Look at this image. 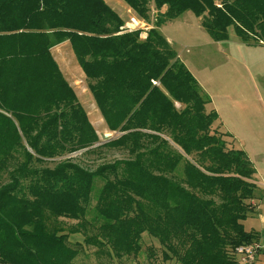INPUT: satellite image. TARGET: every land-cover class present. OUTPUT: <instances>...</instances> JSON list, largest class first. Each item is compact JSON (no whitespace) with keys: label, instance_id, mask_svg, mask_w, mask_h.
Listing matches in <instances>:
<instances>
[{"label":"trees","instance_id":"1","mask_svg":"<svg viewBox=\"0 0 264 264\" xmlns=\"http://www.w3.org/2000/svg\"><path fill=\"white\" fill-rule=\"evenodd\" d=\"M122 1L146 22L154 3L145 39L105 0H0V173L11 168L0 186V264H76L87 245L137 255L144 233L177 264H238L235 249L258 238L243 224L255 166L212 129L218 113L158 29L191 11L214 41L232 27L264 46V0ZM66 41L107 130L121 133L104 145L134 158L94 171L69 159L37 166L99 142L51 53ZM93 193L98 227L86 235ZM82 232L84 243L70 241Z\"/></svg>","mask_w":264,"mask_h":264},{"label":"rangeland","instance_id":"2","mask_svg":"<svg viewBox=\"0 0 264 264\" xmlns=\"http://www.w3.org/2000/svg\"><path fill=\"white\" fill-rule=\"evenodd\" d=\"M105 1L124 20L125 29L144 31L149 26H154L157 12L155 5L154 8L152 7L153 2L150 6V21L144 22L128 10V7L121 2L122 0ZM221 1L216 0V3L219 4ZM132 17L138 23L140 21L139 26L129 25ZM201 20L202 18H198L191 11H187L177 19L165 24L162 27L163 31H160V33L170 39L171 46L176 51L179 59L195 77L203 95L211 101L212 108L218 113L221 121L220 130L229 131L236 139L234 143L228 142V148L236 147L247 153L258 171L257 180L264 187V46H250L244 43L235 34L232 27L229 29V38L226 41H214L203 28ZM127 23L129 26L126 25ZM77 94L82 101L78 99L80 104L90 114L89 118L98 134L99 142L95 145L97 147L93 150L79 151L56 158L37 166L53 167L56 163L69 159L87 170L94 171L103 164L134 158V155L130 153L129 148L126 146L111 147L104 145L108 141L120 137L121 133H109L102 130V124L98 120L99 114L95 112L93 106H91L92 108L88 107L90 104L88 103L86 85H82V88L77 89ZM107 134H109L108 138H106ZM148 141V139H145L141 144L145 145ZM168 141L171 148L180 152L171 140ZM128 145H133V143L130 141ZM149 145L155 147L156 142H151ZM189 159L194 160L195 158L189 157ZM10 170L11 168L8 166L5 171L0 173V186L9 182L8 172ZM102 184L103 181H97V191ZM262 189L264 190L260 186L257 193ZM95 204L96 195L93 193L87 215V219L91 221L92 225L87 228L86 235L94 234L96 230L93 226L98 227V224L91 219ZM63 221L70 225L77 223L72 220ZM85 234L82 232L70 236V241L72 243H84ZM165 250V247L155 238L148 233H144L141 238V251L137 255H125L116 258L109 254L108 247L102 250L96 246L87 245L84 246L83 252L76 258L75 263L177 264L174 258L164 259Z\"/></svg>","mask_w":264,"mask_h":264},{"label":"crops","instance_id":"3","mask_svg":"<svg viewBox=\"0 0 264 264\" xmlns=\"http://www.w3.org/2000/svg\"><path fill=\"white\" fill-rule=\"evenodd\" d=\"M121 2H123V1H121ZM152 7L154 8V4L152 5ZM128 10H130L131 12L134 13V11H132L129 7H128ZM167 23H165V24H167ZM165 24L162 25L161 27H159V29H158L159 32L163 31L162 27L165 26ZM151 28H153V25L149 26V28H146V29H144V31H142L141 39H145L147 37V31ZM165 38L167 39L169 44L172 45L170 42V39L167 36H165ZM51 53H52L54 60L56 61L57 65H58L61 73L63 74L64 78L70 84V86L75 90V92L77 93V89L82 88V85H86V88L88 90V80H87V78H85L81 68L79 67V65L77 63V60L75 58V55H74L72 47H71V44L68 41H66L60 45H57L51 50ZM77 96H78V94H77ZM87 98H89L88 103L90 104L88 107L93 106L95 108V112H97L99 114L98 120L102 124L101 125L102 130H104V131L106 130L107 132H109L107 130L105 122H104L100 112L98 111V109L94 103V100H93L91 94L89 93V91H88ZM78 99L81 101V98H79V96H78ZM212 109H214V108H212V103L210 102L206 106V110H207V112H209ZM87 114L89 117L90 114L89 113H87ZM89 120H90V118H89ZM90 122H91V120H90ZM220 128H221V121H220V119H218L213 124L212 129H215L217 132H219L221 134L229 135V137H224L227 141L230 140L233 143L236 141L234 136L232 134H230L229 131L220 130ZM250 160H251V158H250ZM255 169H256V167H255ZM257 175H258V171L256 169V174L254 176V183L256 185V188L254 191L253 199H251L249 201V203H251L252 206L254 207V210L252 213L249 214L248 218L243 222V224H244L245 230L247 232L257 233L258 238L256 239V241H259L262 244H264V190L262 189V191L257 193V190L260 188V186H261V188H264V187L257 180ZM254 264H264V249H262V251L259 253V255L256 259V262Z\"/></svg>","mask_w":264,"mask_h":264},{"label":"built area","instance_id":"4","mask_svg":"<svg viewBox=\"0 0 264 264\" xmlns=\"http://www.w3.org/2000/svg\"><path fill=\"white\" fill-rule=\"evenodd\" d=\"M139 23L134 17L130 18V26H139ZM126 25L129 26L128 23ZM108 137L109 134L106 135V138ZM262 249H264V244L259 241H253L248 244L240 245L234 251L235 260L238 264H254Z\"/></svg>","mask_w":264,"mask_h":264}]
</instances>
